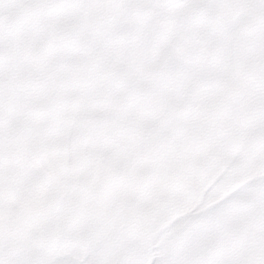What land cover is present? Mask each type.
I'll list each match as a JSON object with an SVG mask.
<instances>
[{
  "label": "snow or ice",
  "instance_id": "6c2138e0",
  "mask_svg": "<svg viewBox=\"0 0 264 264\" xmlns=\"http://www.w3.org/2000/svg\"><path fill=\"white\" fill-rule=\"evenodd\" d=\"M153 252L264 264V0H0V264Z\"/></svg>",
  "mask_w": 264,
  "mask_h": 264
},
{
  "label": "rangeland",
  "instance_id": "374dc122",
  "mask_svg": "<svg viewBox=\"0 0 264 264\" xmlns=\"http://www.w3.org/2000/svg\"><path fill=\"white\" fill-rule=\"evenodd\" d=\"M36 206L35 203L31 205V208ZM252 221L250 216V211L248 209H237L233 214L226 217L217 218L216 220L210 221L201 226V241L196 243V247H199L201 243L206 242L210 245H218L221 243L222 239H231L236 236L241 230L249 225ZM167 227V224H161L160 230ZM162 254L153 252L151 256L148 257L149 264L152 260L157 259ZM175 260L174 254H168L166 264H173Z\"/></svg>",
  "mask_w": 264,
  "mask_h": 264
}]
</instances>
